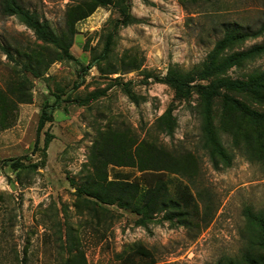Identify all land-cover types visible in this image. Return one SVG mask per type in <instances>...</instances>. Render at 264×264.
Masks as SVG:
<instances>
[{"label":"rangeland","instance_id":"obj_1","mask_svg":"<svg viewBox=\"0 0 264 264\" xmlns=\"http://www.w3.org/2000/svg\"><path fill=\"white\" fill-rule=\"evenodd\" d=\"M19 2L59 44L0 14V160L21 158L0 169V264H264V52L239 57L264 0H112L74 25L91 1ZM166 152L172 204L146 212L140 162ZM114 172L129 206L96 199Z\"/></svg>","mask_w":264,"mask_h":264},{"label":"trees","instance_id":"obj_2","mask_svg":"<svg viewBox=\"0 0 264 264\" xmlns=\"http://www.w3.org/2000/svg\"><path fill=\"white\" fill-rule=\"evenodd\" d=\"M92 4L87 6L86 9L81 7L74 8V18L72 24L87 18L95 9L96 7H107L112 3V0H89ZM0 14L5 17H16L18 18L28 29H30L34 35L39 39L41 42L45 44H55L58 45V38L55 37L52 31L49 29L48 24L44 20H40L38 16L34 13L29 11L28 9L24 8L23 5L19 2V0H0ZM247 36H243L241 39H244ZM230 38L229 35H225V37L216 44V51L221 49L228 39ZM68 43L64 46L59 54V57L55 60H73L74 58L69 53V48L71 46V37L68 38ZM0 50H2L6 55H9V51L4 46L0 45ZM107 47H105V50ZM264 52V44L263 45H256L250 48L249 50L242 52L239 54V57L244 56H254ZM94 62L89 64L86 68L89 69L92 67ZM217 71L214 69L210 72V74H215ZM58 100H63L62 96L57 97ZM58 106H60L58 104ZM53 106H44L39 123H38V133L44 127L46 123L52 121V117L50 114V108ZM51 135L45 134L44 136V148H47L48 144L50 143ZM37 143V142H36ZM36 144L35 147L36 148ZM118 150V149H116ZM111 159V158H110ZM20 160L21 158L17 159H4L0 160V169L4 166H9L13 169L20 168ZM182 160L175 161L173 157V153L166 154L161 153L155 155V157H150L148 162H140L139 171L142 172L141 177L145 176H152L155 178L153 183L146 185V189L143 193V197L146 200L144 204V208L146 212L156 211L158 209H165V207L172 204L171 202L167 203V190L166 185L163 181V172L169 169H181L183 167ZM151 171V172H147ZM127 176V175H126ZM127 178L120 173L114 172L113 173V181L109 183V186H105L101 188V196H96V199L102 203H108L107 197H110V202H121V205L129 206L131 204L132 198L139 192V187H137L132 182H127ZM135 189V191H133ZM114 192V196L108 195V191ZM130 195L129 198L127 196ZM98 197V198H97ZM113 199V200H112ZM178 207V205L176 204ZM138 252L143 256H148V253L143 250H138Z\"/></svg>","mask_w":264,"mask_h":264}]
</instances>
